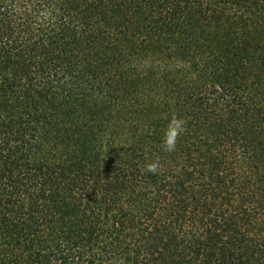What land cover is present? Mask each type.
Wrapping results in <instances>:
<instances>
[{
  "label": "trees",
  "instance_id": "trees-1",
  "mask_svg": "<svg viewBox=\"0 0 264 264\" xmlns=\"http://www.w3.org/2000/svg\"><path fill=\"white\" fill-rule=\"evenodd\" d=\"M0 264H264V0H0Z\"/></svg>",
  "mask_w": 264,
  "mask_h": 264
},
{
  "label": "clouds",
  "instance_id": "clouds-1",
  "mask_svg": "<svg viewBox=\"0 0 264 264\" xmlns=\"http://www.w3.org/2000/svg\"><path fill=\"white\" fill-rule=\"evenodd\" d=\"M184 125L185 121L183 118L174 115L169 119L161 141L165 151L172 152L175 150L177 139L185 130ZM159 166V160L157 159L146 164V170L155 174Z\"/></svg>",
  "mask_w": 264,
  "mask_h": 264
}]
</instances>
